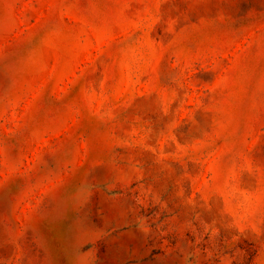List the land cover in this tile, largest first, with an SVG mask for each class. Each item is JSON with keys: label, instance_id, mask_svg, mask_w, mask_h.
Returning <instances> with one entry per match:
<instances>
[{"label": "rangeland", "instance_id": "1", "mask_svg": "<svg viewBox=\"0 0 264 264\" xmlns=\"http://www.w3.org/2000/svg\"><path fill=\"white\" fill-rule=\"evenodd\" d=\"M0 264H264V0H0Z\"/></svg>", "mask_w": 264, "mask_h": 264}]
</instances>
